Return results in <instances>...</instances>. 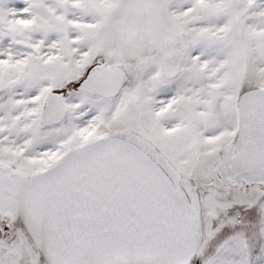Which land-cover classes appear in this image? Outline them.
<instances>
[{"label":"snow or ice","instance_id":"6c2138e0","mask_svg":"<svg viewBox=\"0 0 264 264\" xmlns=\"http://www.w3.org/2000/svg\"><path fill=\"white\" fill-rule=\"evenodd\" d=\"M0 264H264V0H0Z\"/></svg>","mask_w":264,"mask_h":264}]
</instances>
